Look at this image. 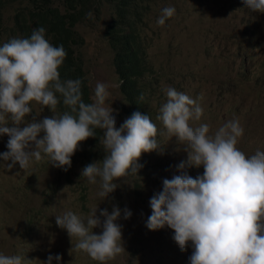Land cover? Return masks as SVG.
<instances>
[{
	"label": "clouds",
	"instance_id": "clouds-1",
	"mask_svg": "<svg viewBox=\"0 0 264 264\" xmlns=\"http://www.w3.org/2000/svg\"><path fill=\"white\" fill-rule=\"evenodd\" d=\"M100 3L115 4L107 0ZM230 3L264 18V0ZM174 14V7H165L157 24L164 25ZM65 57L62 45L55 47L45 39L43 27L34 29L29 38H12L0 46V134L9 137L8 150L0 154V161H10L4 166L12 169L18 163L25 170L32 162L47 158L53 167L67 171L78 148L91 152L102 143L103 159L84 166L81 176L89 184L99 183L97 195L104 200L119 187L114 181L136 175L143 167L138 163L142 153L162 151L165 133L178 143L175 158L185 151L187 159L176 166L178 174L163 179L162 190L150 198L146 228L155 231L167 226L181 251L191 242L190 264H264V151L254 154L243 146L237 148L243 135L239 121L226 122L214 134L206 123L191 126L190 121H199L203 115L199 95L180 84L164 82L162 96L167 100L157 119L165 129L158 126V133L156 124H160L138 111L117 128L115 110L105 106L108 86L97 82L93 102H83L81 81L60 79L58 69ZM175 62L168 71L186 64L180 59L159 60L147 51L143 71ZM150 80L158 91L157 71ZM57 93L70 109L61 115L55 114L60 102ZM32 102L33 107H47L52 115L37 120ZM9 114L13 127L5 126ZM29 115L31 120L26 119ZM94 129L102 130L101 141ZM201 166L202 175L193 178L188 174L187 169ZM131 215L129 209H123L124 219ZM120 216L121 209L115 206L110 214L102 209L97 216L96 206L86 217L66 210L55 216V223L70 239H77L73 251L87 253L93 264H107L125 252L122 226L116 223ZM97 227L102 228L100 234L93 232ZM13 254H0V264H24V257ZM53 259L59 264L61 256L49 252L41 264H52Z\"/></svg>",
	"mask_w": 264,
	"mask_h": 264
},
{
	"label": "rangeland",
	"instance_id": "rangeland-1",
	"mask_svg": "<svg viewBox=\"0 0 264 264\" xmlns=\"http://www.w3.org/2000/svg\"><path fill=\"white\" fill-rule=\"evenodd\" d=\"M29 1L7 0L3 11L0 10V46L8 37L2 27H9L14 9ZM149 1L154 6L151 14L157 11L156 2L175 8L167 23L150 24L145 35L150 55L186 63L168 71L163 81L180 84L199 95L203 115L199 121H190L191 126L206 123L210 134H214L226 122L238 120L243 135L237 148L254 149V154L257 150L264 151V18L238 5L231 6L230 0ZM115 8V4L100 3L98 11L95 8L91 16H82L75 23L78 37L72 46L83 65L92 102L97 82L108 86L110 95L105 106L115 110L118 128L128 117L122 107L109 45L108 26L116 19ZM139 82H143L155 108L151 120L163 126L157 116L167 97L159 95L146 77ZM32 109L37 120L52 115L39 104ZM65 111L67 106L58 103L55 114ZM31 118L32 115L26 117ZM6 119L5 126H15L10 114ZM8 139V135L0 134V154L8 150ZM161 147L162 151L143 153L138 161L143 167L136 175L114 181L119 187L104 200L97 195L99 183L89 184L81 176L84 166L103 159L102 143L91 152L78 148L67 171L53 167L47 158L32 162L25 170L18 163L7 169L4 164L10 161H0V254L15 253L25 258L24 264H41L50 251L58 249L53 256H63L59 264H93L86 258L87 253L73 251L77 239H70L67 231L56 225L55 216L72 210L86 217L96 206L99 216L100 210L107 209L110 214L115 206L121 209L116 223L122 226L125 252L107 264H190L191 242L181 251L172 238L173 230L165 226L151 231L145 226L151 215L150 198L162 190L163 179L178 174L176 166L187 159L185 151L175 158L178 143L165 133ZM187 172L195 178L203 174V167H192ZM125 208L132 213L128 219L123 218ZM93 232L100 234L102 228H94ZM52 264L57 261L53 259Z\"/></svg>",
	"mask_w": 264,
	"mask_h": 264
},
{
	"label": "trees",
	"instance_id": "trees-1",
	"mask_svg": "<svg viewBox=\"0 0 264 264\" xmlns=\"http://www.w3.org/2000/svg\"><path fill=\"white\" fill-rule=\"evenodd\" d=\"M101 1L30 0L27 5L17 6L14 9L13 23L9 27H2L8 35L6 42L12 38H29L34 29L43 27L45 29V39L55 47L62 45L66 52L63 64L58 69L61 81L79 79L81 81L82 100L86 104L92 103L91 91L83 65L72 46L78 37L75 23L82 16L95 9ZM107 1L116 4L115 14L117 19L110 26L108 33L110 48L113 52L114 72L116 80L119 82L118 90L123 100L124 113L127 117H130L132 113L138 111L151 118L155 108L151 106V96L146 93L143 82L140 83L139 80L143 77L150 80L152 73L157 71L159 76V90L157 93L162 95L163 78L170 68L176 66V62L172 66L157 64L152 66L146 73L143 71L145 57L149 49L145 30L149 28L150 24L155 26L165 5H159V2H156L157 11L155 14H151L154 6L149 0ZM6 2L7 0H0V10L3 11ZM96 11H98L97 8ZM0 39H2L1 36ZM56 95L59 96V103L64 105L60 94L57 93ZM33 105L34 102L30 105L31 108ZM67 111H70L68 107ZM156 126L158 133L159 127L165 129L160 125L156 124ZM94 131L96 138L101 141L102 130L94 129ZM245 150L247 152L254 151V149L249 150L246 148ZM142 156L143 153L139 159H142ZM56 250L58 249L50 251V255L53 256Z\"/></svg>",
	"mask_w": 264,
	"mask_h": 264
},
{
	"label": "bare ground",
	"instance_id": "bare-ground-1",
	"mask_svg": "<svg viewBox=\"0 0 264 264\" xmlns=\"http://www.w3.org/2000/svg\"><path fill=\"white\" fill-rule=\"evenodd\" d=\"M141 82V81H140Z\"/></svg>",
	"mask_w": 264,
	"mask_h": 264
}]
</instances>
